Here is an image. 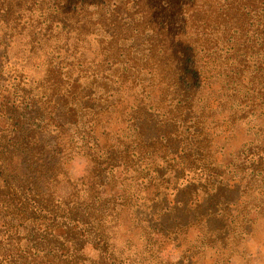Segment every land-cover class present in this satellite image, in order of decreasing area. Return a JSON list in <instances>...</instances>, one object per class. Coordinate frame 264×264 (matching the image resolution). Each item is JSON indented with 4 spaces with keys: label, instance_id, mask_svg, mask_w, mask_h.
<instances>
[{
    "label": "trees",
    "instance_id": "1",
    "mask_svg": "<svg viewBox=\"0 0 264 264\" xmlns=\"http://www.w3.org/2000/svg\"><path fill=\"white\" fill-rule=\"evenodd\" d=\"M89 1L0 0V50L6 56L15 48L21 70L38 68L28 83L19 79L0 102V172L10 174L19 147V157L24 156L34 174L33 181L20 174L0 181V264H31L39 253L52 257L50 264H88L83 254L87 245L99 255L108 253L102 233L90 227L104 214L132 221L137 218L133 213L142 211L145 219L139 222L146 229L174 234V228H189L185 219L171 220L172 227L164 222L179 210L201 206L193 203L197 189L189 200L177 199V178L195 154L190 135L198 130L191 124L186 95L176 97L183 92L180 85L170 82L155 58V44L149 45L154 40L148 29L150 11L140 0L133 10L122 0ZM85 44L95 48L90 56L77 51ZM136 56L128 67L126 61ZM118 64L127 68L120 75ZM134 74H141V84L129 77ZM144 82L147 88H142ZM137 92L150 94L143 100L136 98ZM125 94L135 97L130 111L122 106ZM30 111L36 116L28 118ZM18 112L19 122L9 118ZM47 155L88 158L97 187L89 190L67 181V193L59 199L49 174L60 170L47 164ZM145 193L152 197L146 200ZM221 193L230 196L235 190L212 182L202 194L217 197L211 209L216 222L234 215L233 201L220 200Z\"/></svg>",
    "mask_w": 264,
    "mask_h": 264
},
{
    "label": "rangeland",
    "instance_id": "2",
    "mask_svg": "<svg viewBox=\"0 0 264 264\" xmlns=\"http://www.w3.org/2000/svg\"><path fill=\"white\" fill-rule=\"evenodd\" d=\"M97 2L89 1L91 5ZM122 2L128 10L134 6L137 9L138 0ZM140 2L150 11L148 29L154 40L150 38L149 45L155 44V58L165 66L164 73H169L170 82L180 85L183 92L176 97L186 95L188 109L193 113L191 124L198 130L190 135L195 154L190 163L185 162L183 174L177 178V199L183 203L197 189L193 203L197 201L201 206H192L190 212L179 210L164 222L172 227L171 220L183 223L185 219L189 228H174L178 230L174 234H155L157 229H146L147 225L139 222L145 219L142 211L133 213L137 218L132 221L104 214L100 220L90 222V227L102 233L107 255H99L90 245L83 254L88 264H101L100 258L108 260L105 264H264V0ZM78 46L79 54L90 56L95 51L88 44ZM15 54V48L13 54L6 56L0 50V102L5 101L19 79L25 78L28 83L34 69L38 70L36 65L29 72L27 66L21 70ZM1 57H8V62ZM137 57L126 61L128 67ZM176 62L178 68H174ZM117 68L119 75L127 69L120 64ZM129 74L130 69L126 76ZM129 77L141 84V74ZM148 85L144 82L141 86ZM147 94L150 93H135L136 98L143 100H147ZM166 96L169 95L165 92ZM17 99L16 96L13 101ZM134 99L125 94L122 106L130 111ZM34 116L36 113L30 111L27 117ZM9 118L19 122V112L9 114ZM15 149L10 174L1 171L0 181H9L19 174L24 180L33 181L29 164L21 159L24 156L19 157V147ZM46 161L60 170L49 174V181L58 185L52 192L59 199L67 193V181L89 190L97 187L88 158L75 155L68 159L59 155L54 159L47 155ZM212 182L234 188L232 195L219 196L220 200L233 201V217L214 221L211 209L217 197L202 198L204 188ZM185 187L188 188L184 191ZM108 194L106 190L104 196ZM144 196L146 200L152 197L149 193ZM146 203L147 208L154 210L150 202ZM234 220L237 221L233 223ZM163 230L167 232L166 228ZM14 235L12 230V238ZM51 258L39 253L29 262L50 264Z\"/></svg>",
    "mask_w": 264,
    "mask_h": 264
}]
</instances>
